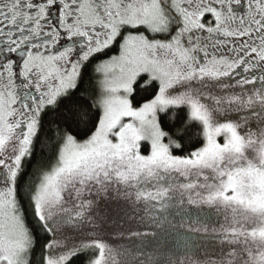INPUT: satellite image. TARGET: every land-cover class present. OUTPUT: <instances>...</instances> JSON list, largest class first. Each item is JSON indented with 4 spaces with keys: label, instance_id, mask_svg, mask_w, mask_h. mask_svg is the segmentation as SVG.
<instances>
[{
    "label": "snow or ice",
    "instance_id": "6c2138e0",
    "mask_svg": "<svg viewBox=\"0 0 264 264\" xmlns=\"http://www.w3.org/2000/svg\"><path fill=\"white\" fill-rule=\"evenodd\" d=\"M264 264V0H0V264Z\"/></svg>",
    "mask_w": 264,
    "mask_h": 264
},
{
    "label": "trees",
    "instance_id": "16d2710c",
    "mask_svg": "<svg viewBox=\"0 0 264 264\" xmlns=\"http://www.w3.org/2000/svg\"><path fill=\"white\" fill-rule=\"evenodd\" d=\"M35 261H36V264H38V261H39V257H40V253H41V248L40 246H36L35 249Z\"/></svg>",
    "mask_w": 264,
    "mask_h": 264
}]
</instances>
